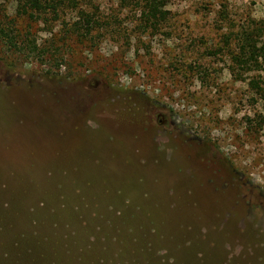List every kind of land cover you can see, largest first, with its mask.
<instances>
[{"label":"rangeland","instance_id":"rangeland-1","mask_svg":"<svg viewBox=\"0 0 264 264\" xmlns=\"http://www.w3.org/2000/svg\"><path fill=\"white\" fill-rule=\"evenodd\" d=\"M27 1L0 0V264H264V64L235 59L264 0Z\"/></svg>","mask_w":264,"mask_h":264},{"label":"trees","instance_id":"trees-1","mask_svg":"<svg viewBox=\"0 0 264 264\" xmlns=\"http://www.w3.org/2000/svg\"><path fill=\"white\" fill-rule=\"evenodd\" d=\"M126 1V0H122ZM147 11L149 17H156L157 15H162V7L159 4L158 0H147ZM30 10L36 11L38 13L42 11L43 7L35 0H28L26 4L21 9V14H30L31 16L34 12H29ZM239 53L235 56V59L240 64H249L252 63L258 69L261 68L264 64V30L261 28H256L253 25L247 24L243 31L241 32V36L239 37ZM7 245V244H6ZM8 246H5V249ZM18 262V261H17ZM20 262V261H19ZM27 261H25L26 264Z\"/></svg>","mask_w":264,"mask_h":264}]
</instances>
